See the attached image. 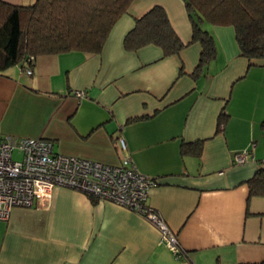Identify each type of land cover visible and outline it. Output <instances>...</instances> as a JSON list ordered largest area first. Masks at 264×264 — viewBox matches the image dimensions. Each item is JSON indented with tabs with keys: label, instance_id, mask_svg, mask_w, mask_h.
Wrapping results in <instances>:
<instances>
[{
	"label": "crops",
	"instance_id": "1",
	"mask_svg": "<svg viewBox=\"0 0 264 264\" xmlns=\"http://www.w3.org/2000/svg\"><path fill=\"white\" fill-rule=\"evenodd\" d=\"M183 3L132 0L99 53L39 54L31 74L19 63L0 72V135L49 139L57 152L109 164L120 161L115 141L122 136L137 168L157 179L147 203L175 233L179 256L137 212L56 187L47 209L16 206L0 219V264L264 261V194H252L247 183L264 166V59L240 54L233 26L206 22L217 51L197 77L190 74L197 42L168 56L155 44L123 46L135 18L154 4L189 41ZM222 109L228 115L217 129ZM197 139L199 155L181 151L182 140ZM243 150L253 157L235 163Z\"/></svg>",
	"mask_w": 264,
	"mask_h": 264
},
{
	"label": "trees",
	"instance_id": "2",
	"mask_svg": "<svg viewBox=\"0 0 264 264\" xmlns=\"http://www.w3.org/2000/svg\"><path fill=\"white\" fill-rule=\"evenodd\" d=\"M131 1L34 0L29 4H13L0 0V72L13 64L19 63L21 67L30 64L26 60L28 55L35 58L39 54L73 50L99 53L112 26L127 11ZM183 2L191 23L189 41L181 38L165 7L154 4L135 18L134 25L124 35V48L130 51L155 44L163 56H168L197 42L200 54L190 73L197 77L205 72L217 51L213 35L203 26L206 22L233 26L240 54L248 61L264 59V0ZM183 73L181 66L179 75ZM227 115L223 109L220 111L217 129H222ZM202 144L203 139L182 140L181 151L199 155ZM247 183L252 194H264V166Z\"/></svg>",
	"mask_w": 264,
	"mask_h": 264
},
{
	"label": "built area",
	"instance_id": "3",
	"mask_svg": "<svg viewBox=\"0 0 264 264\" xmlns=\"http://www.w3.org/2000/svg\"><path fill=\"white\" fill-rule=\"evenodd\" d=\"M26 60L30 64L21 67V70L31 74L33 55H28ZM84 93V90H75L78 97ZM115 142L121 151L120 161L109 164L57 152L49 139L0 136V219H7L16 206L35 205L47 209L51 205L54 189L68 187L142 215L158 227L162 239L175 256H179L181 250L175 233L161 214L147 203L149 189L157 183V179L137 168L122 136H117ZM14 153L20 157L13 158ZM249 156L253 157L250 150L237 152L234 162L243 163Z\"/></svg>",
	"mask_w": 264,
	"mask_h": 264
},
{
	"label": "rangeland",
	"instance_id": "4",
	"mask_svg": "<svg viewBox=\"0 0 264 264\" xmlns=\"http://www.w3.org/2000/svg\"><path fill=\"white\" fill-rule=\"evenodd\" d=\"M183 4H184V3H183ZM185 11H186V8H185ZM187 16H188V15H187ZM2 136H4V135H2ZM250 149H253V147H251ZM19 157H20L19 154L14 153L13 158L17 159V158H19Z\"/></svg>",
	"mask_w": 264,
	"mask_h": 264
}]
</instances>
